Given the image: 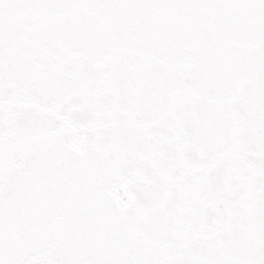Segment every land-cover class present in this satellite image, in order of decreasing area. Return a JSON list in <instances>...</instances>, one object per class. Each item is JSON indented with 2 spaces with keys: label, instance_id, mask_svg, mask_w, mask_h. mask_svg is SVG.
Here are the masks:
<instances>
[{
  "label": "snow or ice",
  "instance_id": "obj_1",
  "mask_svg": "<svg viewBox=\"0 0 264 264\" xmlns=\"http://www.w3.org/2000/svg\"><path fill=\"white\" fill-rule=\"evenodd\" d=\"M0 264H264V0H0Z\"/></svg>",
  "mask_w": 264,
  "mask_h": 264
}]
</instances>
